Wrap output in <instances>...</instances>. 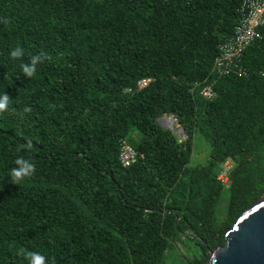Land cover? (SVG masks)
<instances>
[{"label": "trees", "instance_id": "16d2710c", "mask_svg": "<svg viewBox=\"0 0 264 264\" xmlns=\"http://www.w3.org/2000/svg\"><path fill=\"white\" fill-rule=\"evenodd\" d=\"M242 3L0 0V264H208L264 197V27L223 58Z\"/></svg>", "mask_w": 264, "mask_h": 264}, {"label": "water", "instance_id": "95a60500", "mask_svg": "<svg viewBox=\"0 0 264 264\" xmlns=\"http://www.w3.org/2000/svg\"><path fill=\"white\" fill-rule=\"evenodd\" d=\"M167 120L159 124L170 131ZM175 125L179 124L174 119ZM182 139L186 133L177 128ZM208 264H264V197L244 211L224 236V245L209 253Z\"/></svg>", "mask_w": 264, "mask_h": 264}, {"label": "built area", "instance_id": "2783aa9c", "mask_svg": "<svg viewBox=\"0 0 264 264\" xmlns=\"http://www.w3.org/2000/svg\"><path fill=\"white\" fill-rule=\"evenodd\" d=\"M242 19L237 28L234 30L235 40L231 46L224 48V61L231 62V60L237 56L243 46H247L252 39L257 37V30L260 27H264V0H243L241 9H240ZM219 66L224 67V62L220 63ZM205 96H211V90L205 89ZM173 120V118H169ZM175 124V123H174ZM135 152L132 148L127 146L122 147L120 154V161L124 167L130 166L135 161ZM228 166V165H227ZM229 167V166H228ZM230 169V167H229ZM226 169V170H229ZM227 177L220 179L226 182Z\"/></svg>", "mask_w": 264, "mask_h": 264}, {"label": "clouds", "instance_id": "9594fccd", "mask_svg": "<svg viewBox=\"0 0 264 264\" xmlns=\"http://www.w3.org/2000/svg\"><path fill=\"white\" fill-rule=\"evenodd\" d=\"M10 55L13 59L22 57L23 49L17 47L11 51ZM43 57L44 54L41 53L40 55L32 58L31 64L23 66L22 70L26 77H32L36 73L37 64L42 61ZM142 84L145 85L146 82ZM9 102L10 97L6 93L0 95V114H4L9 110ZM15 164L18 167L12 169L11 175L13 182H19L25 177H30L35 172L36 165L29 159H25L23 157L17 158L15 160ZM25 257L28 261V264H48V258L38 252H27L25 253Z\"/></svg>", "mask_w": 264, "mask_h": 264}, {"label": "rangeland", "instance_id": "374dc122", "mask_svg": "<svg viewBox=\"0 0 264 264\" xmlns=\"http://www.w3.org/2000/svg\"><path fill=\"white\" fill-rule=\"evenodd\" d=\"M173 121V120H172ZM172 121L171 120H168L166 121V125L171 127V128H174L173 125H172ZM176 129V128H175ZM199 148H202V149H205L203 147H199ZM197 148L195 153H194V156L192 158V161L191 163L193 164H203L205 161H206V158H207V155H208V151H204L202 149H199ZM225 168L226 169H229V167L227 165H225ZM227 171L228 170H225V172L223 174H221V178H223L224 176L226 177L227 176ZM228 201H229V195H228V192L225 191V193L223 194L221 200H220V203H219V206H218V219H223L225 214H226V210H227V207H228ZM182 252V251H180ZM184 256H187V254L185 252H182ZM184 260L181 259L179 260V258L175 261V263H172V264H184L183 263Z\"/></svg>", "mask_w": 264, "mask_h": 264}, {"label": "bare ground", "instance_id": "6f19581e", "mask_svg": "<svg viewBox=\"0 0 264 264\" xmlns=\"http://www.w3.org/2000/svg\"><path fill=\"white\" fill-rule=\"evenodd\" d=\"M172 121V120H171ZM172 125H173V127L175 126V124H174V122L172 121Z\"/></svg>", "mask_w": 264, "mask_h": 264}]
</instances>
